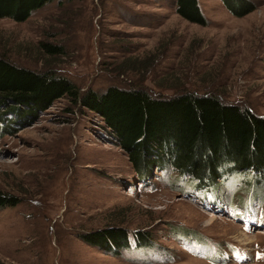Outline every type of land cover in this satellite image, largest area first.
I'll return each instance as SVG.
<instances>
[{
    "label": "rangeland",
    "instance_id": "rangeland-1",
    "mask_svg": "<svg viewBox=\"0 0 264 264\" xmlns=\"http://www.w3.org/2000/svg\"><path fill=\"white\" fill-rule=\"evenodd\" d=\"M58 1L25 22L0 20V54L53 70L80 94L140 85L160 97L216 94L264 117V0H249L256 9L242 18L198 0L207 26L180 18L174 0ZM25 120L0 137V193L20 200L0 209V264H264V196L251 199V173L211 191L169 168L141 181L80 102L62 98ZM107 226L125 229L130 247L113 254L81 239ZM136 232L151 245L137 247Z\"/></svg>",
    "mask_w": 264,
    "mask_h": 264
},
{
    "label": "trees",
    "instance_id": "trees-1",
    "mask_svg": "<svg viewBox=\"0 0 264 264\" xmlns=\"http://www.w3.org/2000/svg\"><path fill=\"white\" fill-rule=\"evenodd\" d=\"M55 1L0 0V20L25 22L34 12ZM220 1L237 18L256 9L249 0ZM58 3L62 6L63 2ZM174 4L176 14L183 20L208 25L198 0H174ZM39 48L50 56L63 54V49L48 43L41 42ZM57 74L53 70L19 67L0 54V137L15 129L16 122L17 127L23 126L29 123L27 117L32 119L54 102L71 98L100 117L128 154L141 181L149 178L154 167L169 168L193 182L196 190L211 191L230 175L251 173V199L263 200L264 117L226 103L216 94L183 92L160 97L141 85L110 86L102 93L87 90L80 94L73 82ZM19 201L0 193V209L15 206ZM135 238L137 247L151 245L140 232H136ZM81 239L106 252L114 249L113 254L130 247L129 233L116 226L84 234Z\"/></svg>",
    "mask_w": 264,
    "mask_h": 264
}]
</instances>
